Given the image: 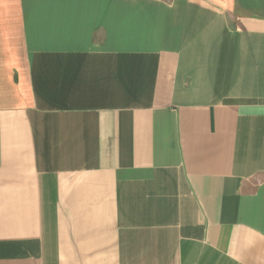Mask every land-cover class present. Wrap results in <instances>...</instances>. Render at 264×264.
Here are the masks:
<instances>
[{
	"label": "crops",
	"instance_id": "1",
	"mask_svg": "<svg viewBox=\"0 0 264 264\" xmlns=\"http://www.w3.org/2000/svg\"><path fill=\"white\" fill-rule=\"evenodd\" d=\"M0 264H264V0H0Z\"/></svg>",
	"mask_w": 264,
	"mask_h": 264
}]
</instances>
